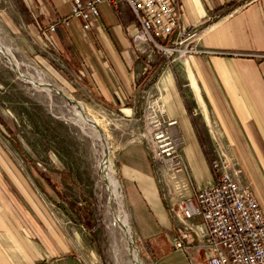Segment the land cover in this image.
<instances>
[{"label":"rangeland","instance_id":"obj_1","mask_svg":"<svg viewBox=\"0 0 264 264\" xmlns=\"http://www.w3.org/2000/svg\"><path fill=\"white\" fill-rule=\"evenodd\" d=\"M32 5L31 0H0V43L8 53L0 50V145L7 164L3 163L2 179H19L27 187L85 264H117L115 257L118 264H133L134 248L142 264H158L159 257L170 245L171 232L170 229L159 233L144 231V224H149L151 219L147 221L138 213L139 208L129 195L131 185L124 173L130 166L125 159L126 150L135 144L143 147L173 218L174 211H180L181 202L193 199L203 180L208 175L213 176L214 164L221 165L225 159L216 128L214 134L203 135L208 145L206 151H201L203 174L196 177L183 151V137L169 128L172 125L168 124L167 106L158 95L152 97L155 103L142 111L138 119L97 102L91 94L89 78L82 75L87 66L82 61L84 57L74 53L63 27L46 30L51 19L62 13L60 9L41 13ZM60 6L69 10L64 3ZM71 23L70 26H77L75 19ZM83 34H79L81 41L78 39L77 43L86 52L89 38L87 33ZM186 43L187 48L191 47L188 40ZM185 46L171 52L150 47L161 61L173 68L174 80L179 84L182 81L175 69L188 54L184 52ZM9 58L27 79L17 74ZM78 69H82V73ZM36 83H49L58 91ZM184 90V87L178 90V97H184ZM189 105L193 117L199 116L197 107ZM75 109H81L86 117H95L97 127L77 117ZM157 121L170 133L171 156L159 154L161 142L156 141L153 133ZM93 129H98L104 140H98ZM227 153L233 157L231 152ZM103 158L110 166L105 172L119 181L113 195L103 180L106 175L100 168ZM85 214L92 220V236L75 221ZM116 214L126 217L133 245L125 241L124 229L114 223ZM198 258H203V252Z\"/></svg>","mask_w":264,"mask_h":264},{"label":"crops","instance_id":"obj_2","mask_svg":"<svg viewBox=\"0 0 264 264\" xmlns=\"http://www.w3.org/2000/svg\"><path fill=\"white\" fill-rule=\"evenodd\" d=\"M173 1L182 28L192 34L187 39L192 51L175 69L181 84L175 82L173 68L161 61L154 49L135 45L132 35L136 23L126 4L120 3L116 9L98 4L99 15L89 31H82L77 20V26H60L71 40L74 53L84 57L87 68L83 73L82 69L78 71L89 78L90 91L97 102L138 119L155 103L152 97L158 95L167 106L168 124L172 125L168 127L183 137V151L196 177L203 174L201 151H206L208 145L203 135L216 128L220 146L232 153L241 183L264 216V0ZM31 2L41 13L60 9V15H64L69 10L60 6L63 3L70 8L68 0ZM81 33L88 34L86 52L77 43ZM183 64L190 75L183 71ZM188 78L195 85H190ZM180 86L185 88L183 98L178 97ZM196 92L203 106H199ZM186 103L194 104L199 116L193 117ZM1 148L0 145V264H85L27 187L19 179H2L3 163L7 164ZM125 159L130 164L128 171L124 170L131 185L129 195L138 213L147 221L151 219L144 224V231L171 232L170 245L158 264H197L198 254L193 251L186 255L171 244L175 222L143 147H129ZM210 179L212 175L203 184Z\"/></svg>","mask_w":264,"mask_h":264},{"label":"built area","instance_id":"obj_3","mask_svg":"<svg viewBox=\"0 0 264 264\" xmlns=\"http://www.w3.org/2000/svg\"><path fill=\"white\" fill-rule=\"evenodd\" d=\"M68 1V13L55 15L48 30L69 26L75 19L82 31H89L99 15L98 4L116 9L123 3L134 15L136 31L132 39L138 48L171 52L184 44L185 53L192 51L186 43L192 34L182 28L173 0ZM157 122L153 133L156 141L161 142L159 154L171 156L170 133ZM223 155L221 165L214 164L212 180L198 187L193 199L183 200L180 211H174L175 234L171 244L189 256L193 251L198 255L203 252L197 264H264V216L249 189L241 183L234 157L227 156V152Z\"/></svg>","mask_w":264,"mask_h":264},{"label":"bare ground","instance_id":"obj_4","mask_svg":"<svg viewBox=\"0 0 264 264\" xmlns=\"http://www.w3.org/2000/svg\"><path fill=\"white\" fill-rule=\"evenodd\" d=\"M0 50H2V51H5L6 53H7V50L5 49V47L0 43ZM8 54V53H7ZM183 71H185V72H187V74H191L190 72H189V70H188V67H187V65L185 64H183ZM193 76V75H192ZM190 78H191V76H190ZM190 78H188V79H190ZM193 78V77H192ZM191 80V83H190V85L191 84H194V82H193V79H190ZM38 82V81H37ZM190 82V81H189ZM195 85V84H194ZM197 85V84H196ZM40 86V85H39ZM41 87V86H40ZM199 90V89H198ZM192 91V90H191ZM197 91V90H196ZM197 93V92H196ZM197 95V100H198V104H199V106H203L202 105V102H201V98H199L200 96L198 95V93L196 94ZM204 108V107H203ZM204 110V109H203ZM206 112V111H205ZM75 113L77 114V117H79V118H83V120H84V122H87L86 121V119L84 118V116L80 113V111L79 110H77V109H75ZM204 114V113H203ZM205 114H207V112L205 113ZM206 118H208L207 117V115L205 116ZM95 118V117H94ZM94 118H93V121H94ZM205 118V119H206ZM95 122V121H94ZM207 122V121H206ZM208 122H209V120H208ZM207 122V123H208ZM89 123V122H88ZM96 123V122H95ZM91 125V124H90ZM209 126V125H208ZM213 126V125H212ZM211 126V127H212ZM215 128V127H214ZM92 131V130H91ZM92 133H94V135L98 138V140H102L101 139V136H100V134L95 130V129H93V132ZM211 134H214V131H212L211 130ZM91 135V134H90ZM94 136V137H95ZM212 137H214V136H212ZM104 149V148H103ZM105 151V150H104ZM222 154H225V152H223ZM109 162V161H108ZM107 162V159H104L103 158V160L100 162V167H101V171H103V172H105V170L106 169H110V166H109V163ZM112 171V170H111ZM106 173V172H105ZM104 179H106V185H107V189H108V191H109V193L111 194V195H113V194H115L116 192H117V187H119L118 185V182L119 181H117V179L113 176V175H111V174H109V173H106V175L103 177ZM110 195V196H111ZM113 197V196H112ZM112 199V198H111ZM108 205H109V200H108ZM111 208V207H110ZM109 208V209H110ZM115 213V212H114ZM126 218V217H125ZM124 217L123 218H121V217H119V216H117V214H116V216L114 217V223H116V225L117 226H119V227H121V228H123L124 229V238H125V241L127 240V238H126V234H128V235H130L129 234V228L127 227L128 225H126V219H125ZM118 227V228H119ZM122 232H123V230H122ZM127 242V241H126ZM130 250H131V248H130ZM127 252H129L128 250H127ZM116 259V263L118 264L119 263V260H118V258L117 257H115ZM124 261V260H123ZM132 262H134L133 264H138V263H141V261H139V257H138V255H137V252H136V250H133L132 251ZM131 262V263H132ZM136 262H138V263H136ZM142 264V263H141Z\"/></svg>","mask_w":264,"mask_h":264},{"label":"water","instance_id":"obj_5","mask_svg":"<svg viewBox=\"0 0 264 264\" xmlns=\"http://www.w3.org/2000/svg\"><path fill=\"white\" fill-rule=\"evenodd\" d=\"M2 51V50H1ZM3 53L7 54L5 51H2ZM9 60L11 61V64L13 65V68L14 70L17 72L18 75H20L23 79H27L26 77H23L19 70H18V67L16 64H14V62L12 61L11 58H9ZM33 83H35L33 80H32ZM37 85H41L42 86H47V87H53L55 90H57V88H55V86L49 84V83H36ZM58 91V90H57ZM65 96V95H64ZM76 104V106L79 107V104L77 103V101L74 102ZM80 112L82 113V115L84 116V118L86 119L87 122H89L93 127H97V124L93 121V119L89 118V117H86L84 114H83V111H81L80 109ZM98 133L100 134L101 136V139L104 140V138L102 137L101 133L99 132V130L97 129ZM105 142V141H104ZM101 168V167H100ZM102 170V169H101ZM103 172V171H101ZM103 180L106 182V179L103 178ZM126 238H127V242L130 244V245H133V242H132V239L130 237V235L126 234ZM134 250H136V248H134ZM138 263V262H136ZM138 264H141V263H138Z\"/></svg>","mask_w":264,"mask_h":264},{"label":"trees","instance_id":"obj_6","mask_svg":"<svg viewBox=\"0 0 264 264\" xmlns=\"http://www.w3.org/2000/svg\"><path fill=\"white\" fill-rule=\"evenodd\" d=\"M186 108L189 112H191L190 108H189V105L186 103ZM192 121L193 123L195 124V120L194 118L192 117ZM201 142H202V139L200 138ZM41 180H44V179H41ZM50 185L53 187V188H56L55 186V183L50 181ZM76 207L77 210H80L79 206L77 205H74ZM75 220V219H74ZM76 222H79L81 223L86 229L87 231L89 232V234L92 236L91 232H92V220L90 219V217L85 214V215H81V218L80 219H76L75 220Z\"/></svg>","mask_w":264,"mask_h":264}]
</instances>
